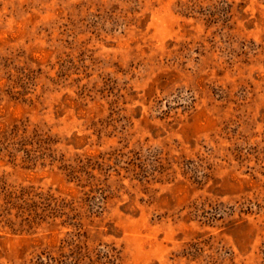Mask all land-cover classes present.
Instances as JSON below:
<instances>
[{"label":"rangeland","instance_id":"374dc122","mask_svg":"<svg viewBox=\"0 0 264 264\" xmlns=\"http://www.w3.org/2000/svg\"><path fill=\"white\" fill-rule=\"evenodd\" d=\"M0 264H264V0H0Z\"/></svg>","mask_w":264,"mask_h":264}]
</instances>
